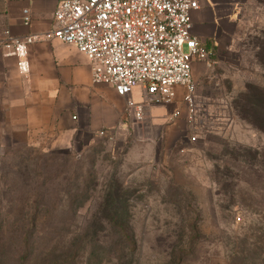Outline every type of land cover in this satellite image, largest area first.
<instances>
[{
  "label": "rangeland",
  "instance_id": "374dc122",
  "mask_svg": "<svg viewBox=\"0 0 264 264\" xmlns=\"http://www.w3.org/2000/svg\"><path fill=\"white\" fill-rule=\"evenodd\" d=\"M240 16L190 118L177 88L122 135L0 142V264H264V0Z\"/></svg>",
  "mask_w": 264,
  "mask_h": 264
},
{
  "label": "crops",
  "instance_id": "0c3cea01",
  "mask_svg": "<svg viewBox=\"0 0 264 264\" xmlns=\"http://www.w3.org/2000/svg\"><path fill=\"white\" fill-rule=\"evenodd\" d=\"M62 1L67 0H0V37L5 30L14 37L47 32ZM246 2L198 0L199 8L191 13L192 35L214 54L215 64L233 43ZM24 10L29 11L27 24ZM28 62L29 73L22 76L15 58L4 57L0 49V142L70 143L82 135L116 136L134 129L126 103L143 101L140 88L120 97L111 87L94 84L84 55L57 40L32 44ZM196 66L202 70L194 71V79L205 77V64L194 62L192 69ZM151 107L156 106L146 107L145 117L164 120Z\"/></svg>",
  "mask_w": 264,
  "mask_h": 264
},
{
  "label": "built area",
  "instance_id": "2783aa9c",
  "mask_svg": "<svg viewBox=\"0 0 264 264\" xmlns=\"http://www.w3.org/2000/svg\"><path fill=\"white\" fill-rule=\"evenodd\" d=\"M198 8V0L62 1L50 30L24 37L2 31L0 49L4 57L15 58L19 74L26 76L29 47L57 40L84 55L94 84L109 86L120 97L141 89L142 102L126 103L133 125L144 120L146 107L175 102L177 88L184 91L182 101L190 118L196 88L192 65L215 64L212 52L191 32V13ZM29 20V11L24 10L22 22ZM179 116L176 110L171 118Z\"/></svg>",
  "mask_w": 264,
  "mask_h": 264
},
{
  "label": "trees",
  "instance_id": "16d2710c",
  "mask_svg": "<svg viewBox=\"0 0 264 264\" xmlns=\"http://www.w3.org/2000/svg\"><path fill=\"white\" fill-rule=\"evenodd\" d=\"M206 48V47H205ZM207 49V48H206ZM208 50V49H207ZM214 54L212 53V56H213Z\"/></svg>",
  "mask_w": 264,
  "mask_h": 264
}]
</instances>
